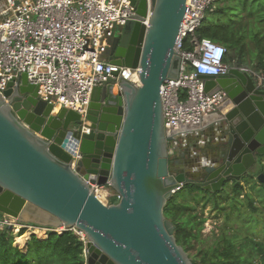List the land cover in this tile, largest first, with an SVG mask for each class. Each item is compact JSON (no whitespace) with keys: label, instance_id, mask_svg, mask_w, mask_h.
I'll use <instances>...</instances> for the list:
<instances>
[{"label":"water","instance_id":"1","mask_svg":"<svg viewBox=\"0 0 264 264\" xmlns=\"http://www.w3.org/2000/svg\"><path fill=\"white\" fill-rule=\"evenodd\" d=\"M129 1L136 15L116 30L107 61L140 69V85L114 74L96 87L88 133L79 114L42 101L26 75L0 95V217L83 233L87 264H192L164 216L167 203L191 184L174 174L169 148L180 136L165 131L161 97L164 83L181 75L175 47L187 0ZM199 79L207 94L227 95L218 109L229 128L219 149L226 169L195 186L220 193L264 155V86L237 67ZM257 180L264 185V174ZM87 182L109 184L121 200L103 205Z\"/></svg>","mask_w":264,"mask_h":264},{"label":"built area","instance_id":"2","mask_svg":"<svg viewBox=\"0 0 264 264\" xmlns=\"http://www.w3.org/2000/svg\"><path fill=\"white\" fill-rule=\"evenodd\" d=\"M213 3L214 0H187L175 47L183 60L181 75L176 81L165 82L161 88L164 128L168 136L199 126L227 100L223 91L207 94L204 82L199 79L228 73L230 67L224 62L227 50L208 39H203L192 50L185 49L187 42H194ZM135 15L136 8L129 0H2L0 95L7 90L10 81L26 75L28 83L39 89L42 101L79 114L83 133H88L91 124L87 117L96 87L114 74L140 85V69L112 65L104 58L116 30ZM251 74L264 86V75ZM76 154L80 158L78 152ZM87 183L103 205H115L121 200L109 184ZM8 226L14 227V233L25 229L26 235L37 237L54 231L23 225L9 216L0 217V230ZM69 232L85 243L83 233ZM84 256L87 257L86 248Z\"/></svg>","mask_w":264,"mask_h":264},{"label":"trees","instance_id":"3","mask_svg":"<svg viewBox=\"0 0 264 264\" xmlns=\"http://www.w3.org/2000/svg\"><path fill=\"white\" fill-rule=\"evenodd\" d=\"M203 39L227 50L224 62L228 66L255 69L264 75V0H214L194 42H187L185 49L192 50ZM257 164L260 171L256 176L264 174V155L258 156ZM244 181H233L230 193L189 185L167 203L164 216L175 225L176 242L192 264H264V185L254 176ZM209 204L224 218L212 240L204 239L202 233L204 209ZM25 233L22 229L18 235ZM85 248L68 231L50 232L47 239L31 235L21 249L13 232L0 230V264H87Z\"/></svg>","mask_w":264,"mask_h":264},{"label":"flooded vegetation","instance_id":"4","mask_svg":"<svg viewBox=\"0 0 264 264\" xmlns=\"http://www.w3.org/2000/svg\"><path fill=\"white\" fill-rule=\"evenodd\" d=\"M115 36L116 33L114 34L111 42L114 41ZM109 48L104 54V58L106 60L111 58V50ZM223 118L224 117L222 116L217 124L209 129L208 136L210 137V140L209 142H206L204 148L200 147V144L197 143V141H193L191 139L186 141L184 144L185 146L181 145L179 141L170 146L169 149L173 150L170 155V161L172 162L174 174L176 176L184 174L186 181H188L189 184L196 186L197 184L206 183L209 176L216 173L217 171L223 168L225 171L226 157L223 156V151L219 152V149L223 146V144H225L224 142L227 140L229 128L227 123L223 121ZM216 147H218V149H216ZM182 148H185V153ZM201 156L204 158V161L205 159L208 161V164L201 160ZM208 169L211 170L208 171ZM231 182L233 181L230 180L227 183Z\"/></svg>","mask_w":264,"mask_h":264},{"label":"rangeland","instance_id":"5","mask_svg":"<svg viewBox=\"0 0 264 264\" xmlns=\"http://www.w3.org/2000/svg\"><path fill=\"white\" fill-rule=\"evenodd\" d=\"M246 70H249L251 72H255V69H246ZM189 71H192L191 68H189ZM171 152H173V150L171 149ZM260 171V165H256L255 168H253L252 171H250L249 175H247L246 177H244L242 180H250L251 177L254 176V179L256 181L257 180V173ZM260 175V174H259ZM241 180V181H242ZM244 181V182H245ZM244 182H242V185L244 187H246V189H249V186H247ZM259 184H261L260 182H258ZM231 183H227L226 184V187L224 188V190H222L221 192H226V193H230V190H231ZM199 188V187H198ZM201 189V188H200ZM203 190V189H202ZM198 193H200L201 195H203V193L201 191H197ZM220 192V193H221ZM252 194H254L252 192ZM221 199L223 197H220ZM113 201H116L115 199H113ZM222 204H225V202L223 201ZM199 210L202 209V204L198 207ZM204 218L206 219V222L204 224V229L202 231L203 233V238L204 239H209V240H212L213 238V234H217L219 232V227L222 225V223L224 222V218H223V215L218 212L217 210H215V207L214 206H211V204H209V206H207L206 209H204ZM14 233V232H13ZM15 234V244L17 246H20L18 244V240L21 238L22 242L24 241L25 238H27L28 236L25 234L24 236L20 237L18 235V233H14ZM44 239H47L48 235L47 236H44ZM39 239H42V238H39ZM24 244V242H23Z\"/></svg>","mask_w":264,"mask_h":264},{"label":"crops","instance_id":"6","mask_svg":"<svg viewBox=\"0 0 264 264\" xmlns=\"http://www.w3.org/2000/svg\"><path fill=\"white\" fill-rule=\"evenodd\" d=\"M250 73H251V71H250ZM254 73H257V72H254ZM258 74L263 75L261 73H258ZM253 78L255 79L256 82H258V80L254 76H253ZM226 110L229 112L231 110V108H227ZM218 113H220V112L217 111L213 115L204 119V121L197 127L191 128L187 131H183V130L180 131L178 133L180 136V139H179L180 144L185 146L184 144L186 143V141L188 139H191L193 141L194 140L197 141V143L200 144V147L204 148V146L206 145V142H209V140H210V137L208 136L209 135V129H211L213 126H215L217 124V122L221 119V117L224 115L223 114L222 116H220ZM182 150L185 153V148H182ZM201 160L204 161V158H202V156H201ZM204 163L208 164V161L205 159ZM27 236L28 237L25 238L23 241L24 242L23 246L22 245L19 246L21 249H23L26 246V243L30 239V235H27ZM38 238L44 239L43 236H40Z\"/></svg>","mask_w":264,"mask_h":264},{"label":"bare ground","instance_id":"7","mask_svg":"<svg viewBox=\"0 0 264 264\" xmlns=\"http://www.w3.org/2000/svg\"><path fill=\"white\" fill-rule=\"evenodd\" d=\"M18 244L21 246H23V242H22V240H21V238L18 240Z\"/></svg>","mask_w":264,"mask_h":264}]
</instances>
